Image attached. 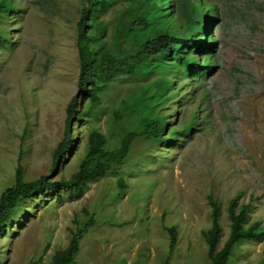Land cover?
<instances>
[{"label":"rangeland","instance_id":"374dc122","mask_svg":"<svg viewBox=\"0 0 264 264\" xmlns=\"http://www.w3.org/2000/svg\"><path fill=\"white\" fill-rule=\"evenodd\" d=\"M209 1L219 17L211 28L214 48L191 53L213 66L182 72L179 115L171 109L177 119L170 125L193 118L190 131L161 144L134 138L127 160L90 181L76 199L62 192L65 199L58 202L54 192L44 191L28 200L0 233V264H47L89 220L75 264H208V195L220 203L218 248L229 232L232 197L249 205L244 225L264 226V0ZM12 2L17 7L7 11L5 23L12 42L0 44V193L13 184L18 162L27 180L68 178L84 154L90 126L113 142L121 137L120 127L109 124L111 109L129 98L124 78L110 86L97 118L73 125L72 147L52 171L65 108L76 91L75 27L83 2ZM117 11L105 9L99 18L110 23ZM107 25L109 34L113 26ZM191 111L195 119L188 117ZM169 226L176 231L172 249ZM263 260L264 238L248 239L228 264Z\"/></svg>","mask_w":264,"mask_h":264},{"label":"trees","instance_id":"16d2710c","mask_svg":"<svg viewBox=\"0 0 264 264\" xmlns=\"http://www.w3.org/2000/svg\"><path fill=\"white\" fill-rule=\"evenodd\" d=\"M118 1L82 0L75 27L79 59L76 91L66 105L62 137L53 149L50 169L57 170L72 147L76 121L97 118L107 89L124 78L130 83L126 89L132 101L121 98L112 107V120L109 122L120 127L116 135L121 137L113 142L100 127L90 126L84 154L68 178L52 179L48 175H41L27 180L18 162L13 184L0 193V233L13 221L16 211L24 203L44 191L54 192L58 202L65 199L62 192H66L68 200L80 197L90 181L106 175L114 165H122L127 160L134 138L141 136L150 144L172 142L178 134H186L193 126V118L177 127L170 125L171 118L175 119V116L171 117V109L174 107L179 115V89L183 87L177 83L181 76L179 67L186 72H200L213 65L210 59L199 62L198 57L189 50L202 52L214 48L207 20L217 21L215 7L206 0H125L115 5ZM169 3L175 11L174 17V12L167 10ZM204 6L211 17L205 13ZM12 8H15L12 0H0V44L11 42L5 23L8 20L7 11ZM108 8L118 10L110 23L99 18L100 13ZM107 24L113 26L109 34ZM190 114L195 119V112H189L188 117ZM122 119H132L133 123ZM131 125L132 128H128ZM208 201L211 205V226L204 231L208 264H228L232 251L240 243L264 238V226L257 221L244 225L249 215V205L239 203L237 197H232L226 206L229 232L218 248L222 232L220 203L210 195ZM91 223L89 220L82 229L74 231L67 246L53 253L47 264H75L79 239ZM167 230L172 249L175 227L169 226Z\"/></svg>","mask_w":264,"mask_h":264},{"label":"clouds","instance_id":"9594fccd","mask_svg":"<svg viewBox=\"0 0 264 264\" xmlns=\"http://www.w3.org/2000/svg\"><path fill=\"white\" fill-rule=\"evenodd\" d=\"M209 4H212L213 5V3H211L209 0H206ZM13 3V2H12ZM13 4H15V8L17 7L16 6V3H13ZM214 6V5H213ZM215 7V6H214ZM12 9H14V8H12ZM11 9V10H12ZM204 9H205V13L207 14V16H210V11H207V8H206V6H204ZM167 10L171 13L172 11L174 12L173 13V17H174V15H175V11H174V9H173V6H172V4L171 3H169L168 4V6H167ZM10 11V10H9ZM215 12L217 13V11H216V7H215ZM218 15V14H217ZM211 17V16H210ZM218 19H219V17H218ZM218 19H217V21H218ZM217 21H211V20H207V24L209 25L208 26V30H209V33H210V35H211V39L213 40V37H212V34H211V28H212V25H214V23H216ZM8 27V26H7ZM9 29V28H8ZM9 31H10V29H9ZM10 37H11V35H10ZM12 39V38H11ZM214 41V40H213ZM11 42H12V40H11ZM10 42V43H11ZM205 50H207V49H205ZM209 50V49H208ZM191 51H196V50H189V52L191 53ZM204 51V50H203ZM197 56V55H196ZM198 57V56H197ZM198 59L200 60V57H198ZM204 60H202L201 61V63L203 62ZM211 61V60H210ZM200 62V61H199ZM212 62V61H211ZM213 64V63H212ZM213 66V65H212ZM211 66V67H212ZM180 69V68H179ZM207 69V68H206ZM206 69H203V70H206ZM198 70V69H197ZM182 72L183 73H187L183 68H181L180 70H179V73L181 74V76H182ZM188 72H190V71H188ZM195 73H197L198 74V72L197 71H194ZM153 75H150V77H152ZM180 76V77H181ZM180 77L178 78V79H180ZM126 81H128V80H126ZM129 82V81H128ZM177 83H179V84H181V85H183V87L181 88V89H179V92H180V97H179V101L180 100H182L183 99V90L185 91L186 89H184V84L185 83H181V82H179L178 80H177ZM130 84V83H129ZM179 101H178V104H179ZM172 117V116H171ZM177 118L175 117V119H173V121H171V122H174L175 120H176Z\"/></svg>","mask_w":264,"mask_h":264}]
</instances>
